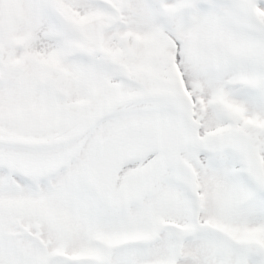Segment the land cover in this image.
Wrapping results in <instances>:
<instances>
[{"label": "snow or ice", "instance_id": "obj_1", "mask_svg": "<svg viewBox=\"0 0 264 264\" xmlns=\"http://www.w3.org/2000/svg\"><path fill=\"white\" fill-rule=\"evenodd\" d=\"M0 264H264V0H0Z\"/></svg>", "mask_w": 264, "mask_h": 264}]
</instances>
